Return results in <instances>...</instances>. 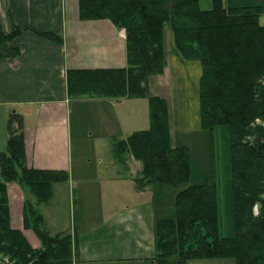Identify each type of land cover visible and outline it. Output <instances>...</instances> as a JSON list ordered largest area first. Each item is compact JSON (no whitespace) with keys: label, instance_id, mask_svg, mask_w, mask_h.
<instances>
[{"label":"trees","instance_id":"obj_1","mask_svg":"<svg viewBox=\"0 0 264 264\" xmlns=\"http://www.w3.org/2000/svg\"><path fill=\"white\" fill-rule=\"evenodd\" d=\"M203 9L199 0H79L83 20L109 19L125 29L128 65L109 69H71L67 73L71 96L147 98L150 126L133 132L113 146L115 159L126 163L131 154L142 163L139 189L161 184L173 187L174 216L155 221V264H187L194 259L234 257L236 264H264V4L225 6L213 0ZM170 23L174 44L186 59L198 60L200 124L214 136L230 129L232 208L234 234L220 231L218 174L189 184L191 151L174 146L169 103L149 92L151 75L163 74L165 26ZM14 25L10 33L0 23V58L17 57L11 41L21 35ZM60 42L54 32L41 33ZM9 123L7 151L0 152V264H72L76 241L70 234H51L43 226L39 204L52 196V184L68 179L64 170H43L26 165L22 121ZM18 181L36 201L24 205V229L38 237L35 247L25 231L11 223L8 183ZM255 206L258 211L255 212Z\"/></svg>","mask_w":264,"mask_h":264},{"label":"crops","instance_id":"obj_2","mask_svg":"<svg viewBox=\"0 0 264 264\" xmlns=\"http://www.w3.org/2000/svg\"><path fill=\"white\" fill-rule=\"evenodd\" d=\"M168 1L165 7L170 10L173 0ZM199 2L203 9L214 4ZM0 23L6 33L14 25L22 31L11 41L19 55L0 58V152L7 151L9 123H16L12 117L18 116L26 165L68 173L67 180L52 184L49 201L38 205L44 228L77 240L72 264H155V221L173 213L171 198H165L167 193L175 197L177 190L158 184L139 189L142 163L129 154L126 163L119 164L113 152L116 141L143 129L138 125L145 113L140 106L144 98L71 96L67 86L71 69L127 67L125 29L109 19H81L79 0H0ZM43 32H54L61 41ZM148 85L150 94L169 103L160 81L150 77ZM78 106L80 120L87 110L92 117L93 155L74 151V144L84 139L74 124ZM174 135L171 128L172 144L179 146ZM70 191L75 200L68 224L57 211L55 197ZM8 197L12 225L23 229L35 246L34 232L24 229L25 201L35 202V197L18 181L8 183Z\"/></svg>","mask_w":264,"mask_h":264},{"label":"rangeland","instance_id":"obj_3","mask_svg":"<svg viewBox=\"0 0 264 264\" xmlns=\"http://www.w3.org/2000/svg\"><path fill=\"white\" fill-rule=\"evenodd\" d=\"M165 0V4H169V1ZM205 1V0H203ZM213 1V0H212ZM230 5H255L257 3H263L264 0H222ZM264 23V17L261 20ZM165 42H166V60L168 61L167 67L163 74L151 75V79H157L164 86L167 91L169 106H170V119L171 128L174 132L176 145L187 144L191 151V179L189 184H195L203 182L213 171V167L216 170L221 190H220V231L224 235H233V208H232V162H231V139L230 129L227 126L221 127L214 136L212 132L206 128H202L200 124V78L202 65L198 60L186 59L181 57L179 50L174 44V33L170 23H166L165 26ZM77 105L73 106L76 107ZM82 106V105H80ZM79 107L76 120L74 121L79 137H83L81 144H74V151L83 154H92L97 150L94 148V140L90 139L91 130L94 129L92 117L90 111L85 112L82 120V110ZM140 106H144L145 113L142 114L140 124L138 128H149V101L148 99H142ZM256 124L264 126V120H256ZM74 143V142H73ZM115 144V143H114ZM113 144V146H114ZM109 152V151H108ZM112 153V152H110ZM90 156V155H89ZM93 159V156H90ZM94 163V159L92 160ZM161 185V184H158ZM162 186V185H161ZM160 187V186H159ZM168 187V186H166ZM170 188V187H169ZM171 191L174 193L175 188L171 187ZM72 191L65 192L64 195H56L55 203L58 202L59 209L57 211L61 215L68 219L72 213V207L74 202V195ZM174 195V194H173ZM168 195L165 198L169 201L168 206L172 204L173 213L169 216H174V204L175 197ZM164 199V196H161ZM44 204V203H43ZM41 205V204H40ZM57 205V204H56ZM170 210V211H171ZM258 211V206H255V212ZM67 215V216H66ZM67 234V233H66ZM32 240L36 243L35 247L40 248L41 243L38 237L33 233L31 234ZM0 259L8 262V258L1 256ZM9 263V262H8ZM187 264H236L234 257H221V258H206V259H194L187 262Z\"/></svg>","mask_w":264,"mask_h":264}]
</instances>
